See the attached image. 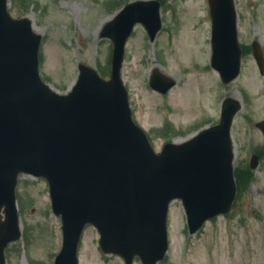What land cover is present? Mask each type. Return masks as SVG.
Returning a JSON list of instances; mask_svg holds the SVG:
<instances>
[{
  "label": "water",
  "instance_id": "water-1",
  "mask_svg": "<svg viewBox=\"0 0 264 264\" xmlns=\"http://www.w3.org/2000/svg\"><path fill=\"white\" fill-rule=\"evenodd\" d=\"M208 4L211 66L228 83L238 75L240 61L233 0ZM159 8L155 0L125 5L101 32L113 44L110 79L79 65L72 91L59 95L38 76L41 36L28 18H12L7 0H0V264H5L6 245L20 237L14 194L20 173L48 182L62 231L54 264H78L87 224L97 229L104 254L118 255L126 264L135 257L156 264L168 248L171 201H181L189 234L229 212L236 193L230 139L236 100L224 101L218 125L184 143H166L160 153L132 121L121 79L124 48L137 23L154 40L161 28ZM253 49L264 73L256 43ZM149 85L165 94L175 81L154 71ZM258 126L264 133V123ZM256 164L253 156L250 167Z\"/></svg>",
  "mask_w": 264,
  "mask_h": 264
},
{
  "label": "rangeland",
  "instance_id": "rangeland-1",
  "mask_svg": "<svg viewBox=\"0 0 264 264\" xmlns=\"http://www.w3.org/2000/svg\"><path fill=\"white\" fill-rule=\"evenodd\" d=\"M127 1L132 0H9L8 8L14 17L27 16L41 35L40 76L65 94L77 79L79 64L108 76L112 44L99 35ZM158 1L161 30L150 42L144 28L136 25L121 69L133 118L155 151L217 123L225 97L235 95L241 101L245 97L232 131L233 166L242 176L232 210L190 235L180 201L172 202L168 252L159 264H264V157L252 172L239 168L248 166L263 143L255 122L264 119V76L248 53L240 76L221 84L210 66L207 0ZM235 6L240 43L249 46L258 40L264 47V0H235ZM153 71L174 79L176 85L165 95L153 90L148 84ZM15 190L21 237L6 247V264H53L62 233L60 218L51 211L47 182L21 174ZM78 257L79 264H124L121 258L101 252L98 233L91 226L83 233ZM133 264L141 263L136 259Z\"/></svg>",
  "mask_w": 264,
  "mask_h": 264
},
{
  "label": "flooded vegetation",
  "instance_id": "flooded-vegetation-1",
  "mask_svg": "<svg viewBox=\"0 0 264 264\" xmlns=\"http://www.w3.org/2000/svg\"><path fill=\"white\" fill-rule=\"evenodd\" d=\"M244 46L242 45V50L244 49L243 48ZM249 47V50L251 51V44L248 46ZM264 51V49H262V52ZM245 103V97L243 96L242 97V101H241V104L243 105ZM264 120V119H263ZM232 131H233V128H232ZM261 151H264L263 150V146L262 147H260V151H257L255 154L258 156V158H259V161L261 160Z\"/></svg>",
  "mask_w": 264,
  "mask_h": 264
},
{
  "label": "trees",
  "instance_id": "trees-1",
  "mask_svg": "<svg viewBox=\"0 0 264 264\" xmlns=\"http://www.w3.org/2000/svg\"><path fill=\"white\" fill-rule=\"evenodd\" d=\"M244 178H245V176H244ZM236 179H237V183H238V185L240 187V185H241L240 181L242 180V176H241L240 172L238 174L236 173Z\"/></svg>",
  "mask_w": 264,
  "mask_h": 264
}]
</instances>
